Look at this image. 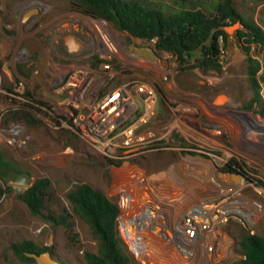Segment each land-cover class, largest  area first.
<instances>
[{
    "label": "rangeland",
    "instance_id": "374dc122",
    "mask_svg": "<svg viewBox=\"0 0 264 264\" xmlns=\"http://www.w3.org/2000/svg\"><path fill=\"white\" fill-rule=\"evenodd\" d=\"M147 1L171 4V0ZM195 1L210 4L216 0ZM235 6L245 20L264 26V0H235ZM241 27H225L226 40L219 38L221 71L184 69L174 55L157 51L154 41L133 37L105 20L77 12L69 0H0V148L30 174V183L40 176L52 180L50 208L55 213L68 210L77 233V243H69L62 225L32 215L17 198L26 187L9 181L4 187L11 189L0 200V264H37L12 250V244L25 240L50 246L62 264H87L83 252H95L97 240L87 222L72 211L65 194L87 183L117 203L118 190L134 181L130 166H136L149 182L173 190L167 196L174 211L172 227L188 213L201 220L192 238L182 242L170 240L161 221L163 229L156 228L161 238L156 239L164 255L142 254L145 264H168L175 259L179 264L240 260L236 243L240 235H264V189L237 181L233 173L223 170L229 160L245 161L259 172L256 180L264 183V100L260 97L259 102H252L247 55L235 37ZM144 47L156 51L163 67L148 65L149 58L140 51ZM250 53L263 62L264 47L253 44ZM71 76L77 86L67 84ZM135 81L154 85L151 124L169 125V148L125 165L94 151L76 124L94 112L104 94L118 87L129 92L125 109L136 106L122 126L132 123L143 105L131 87ZM27 91L44 103L34 110L40 120L36 126H29L19 112ZM174 120L176 126H170ZM145 129L146 124H141L137 132ZM114 163L124 167L116 171L121 177L112 170ZM130 204V200L121 202L124 226L123 212ZM167 248L173 250L172 255ZM132 264L142 262L134 257Z\"/></svg>",
    "mask_w": 264,
    "mask_h": 264
},
{
    "label": "trees",
    "instance_id": "16d2710c",
    "mask_svg": "<svg viewBox=\"0 0 264 264\" xmlns=\"http://www.w3.org/2000/svg\"><path fill=\"white\" fill-rule=\"evenodd\" d=\"M72 9L94 19L105 20L119 31L152 42L157 51L171 53L181 68L221 71L219 38H227L225 27L240 22L235 37L246 53L247 75L253 91L252 102L260 101V83H264L263 62L251 55V45L264 47V26L245 20L235 6V0L214 3L195 0H171V4L147 0H69ZM98 61V59H97ZM22 119L29 126L40 120L34 110L43 102L33 99L30 92L22 94ZM25 172L6 157L0 148V200L11 189L8 172ZM72 211L83 218L97 240L95 252L84 251L87 264H132L125 241L118 235L117 203L103 191L87 183H79L65 194ZM32 215L65 228L69 243H77V233L69 221L70 213H55L50 208L54 198L52 180L40 176L17 194ZM242 258L232 264H264V235L242 233L236 241ZM14 253L25 260H34L28 253L51 252L50 246H38L25 240L11 245Z\"/></svg>",
    "mask_w": 264,
    "mask_h": 264
},
{
    "label": "built area",
    "instance_id": "2783aa9c",
    "mask_svg": "<svg viewBox=\"0 0 264 264\" xmlns=\"http://www.w3.org/2000/svg\"><path fill=\"white\" fill-rule=\"evenodd\" d=\"M154 41V40H153ZM256 58V57H255ZM260 61V60H259ZM262 62V61H261ZM150 63L163 67L162 62L156 59H148ZM147 65V66H148ZM104 67L109 69V65L104 64ZM109 73L110 70H103ZM68 85H78V81L74 77L67 80ZM135 94L143 100L141 114L129 125L123 127V121L134 115L136 106L125 109V105L129 99V92L125 87L115 88L101 98L95 107L94 112L85 118L76 126L79 128L81 137L93 148L94 151L106 156L111 162H122L130 164L135 158L158 152L169 148L170 129L168 124L154 126L151 124L155 113L156 92L155 87L151 83L135 81L131 86ZM260 97L264 100V83H260ZM133 104V103H131ZM136 116V114H135ZM178 118V117H177ZM176 120L170 126H176ZM141 124H146L144 131L137 132V128ZM129 174H131L134 182L132 186L136 189L135 195L129 185L121 187L117 195L119 208L118 220V235L125 241L129 253L137 257L142 264V254L151 255L153 252V241L158 238L150 232V229L155 223L160 220L166 225V233L168 238H176L177 242H182L183 238H192L194 230L200 218L193 213H188L180 218V222L175 225H170V218L174 216L172 205H169L167 196L172 194L173 190L168 186L159 182L155 185L146 180L138 171L136 166H130ZM123 166L119 167L115 163L112 164V170H122ZM145 179V180H144ZM148 196H145L144 193ZM123 200L132 201L134 210L133 215L129 218V222L124 226L121 220V202ZM135 200V202H133ZM145 200L143 204L138 201ZM133 203H136L135 205ZM132 208V207H131ZM172 242V241H171ZM167 252L172 255L170 248ZM154 253V252H153Z\"/></svg>",
    "mask_w": 264,
    "mask_h": 264
},
{
    "label": "water",
    "instance_id": "95a60500",
    "mask_svg": "<svg viewBox=\"0 0 264 264\" xmlns=\"http://www.w3.org/2000/svg\"><path fill=\"white\" fill-rule=\"evenodd\" d=\"M239 26H240V22L238 21L235 23V27H239ZM140 51L142 52L143 55H145L146 57H148L150 59L158 58L156 51L152 47H144ZM127 164L128 163H126L125 165H127ZM234 177L237 181L240 180V178L238 176L234 175ZM8 180L11 183L18 184V185H21L24 187H28L31 184L30 183L31 176L27 172L9 171L8 172ZM157 222L155 223V226H154L155 228H153L151 232L154 235H156L158 238H161L160 233L156 230V228L159 227V229H160L162 227V229H163V225L160 224L161 221H159V223H157ZM27 255L29 257H32L36 261L37 264H62L58 259H55L52 255V253L49 251H45V252H41V253H28Z\"/></svg>",
    "mask_w": 264,
    "mask_h": 264
},
{
    "label": "flooded vegetation",
    "instance_id": "af4514ba",
    "mask_svg": "<svg viewBox=\"0 0 264 264\" xmlns=\"http://www.w3.org/2000/svg\"><path fill=\"white\" fill-rule=\"evenodd\" d=\"M223 170L233 173L234 175L238 176L240 180H243L246 183H250L255 186H261L264 189V183L256 180V178L259 176V172L255 169L253 170L245 161L234 162L233 160H229Z\"/></svg>",
    "mask_w": 264,
    "mask_h": 264
},
{
    "label": "bare ground",
    "instance_id": "6f19581e",
    "mask_svg": "<svg viewBox=\"0 0 264 264\" xmlns=\"http://www.w3.org/2000/svg\"><path fill=\"white\" fill-rule=\"evenodd\" d=\"M117 171V170H116ZM115 171V172H116ZM116 174L118 175V176H120L121 177V173H117L116 172ZM133 180H131L130 181V185L129 186H132V184H133ZM132 196L133 195H135V193H132L131 194ZM138 202H140V201H138ZM135 205V204H134ZM132 207V208H131ZM133 210H134V207H133V205L132 206H128L127 205V207H126V211H124L123 212V218H124V224L126 225L129 221V218L131 217V215H133ZM153 229V227L150 229V232H151V230ZM166 230V229H165ZM152 233V232H151ZM153 241V245H152V247H153V251L155 252V253H161L162 255H164V251H162V249L160 248V246H159V241H157V239L155 238L154 240H152ZM165 241V240H164ZM166 243V242H165ZM165 245V244H164ZM165 247V246H164ZM175 259V258H174ZM176 261H174V260H172V263L171 262H167L168 264H179L178 263V261H177V259H175ZM169 261V260H168ZM174 261V262H173Z\"/></svg>",
    "mask_w": 264,
    "mask_h": 264
}]
</instances>
